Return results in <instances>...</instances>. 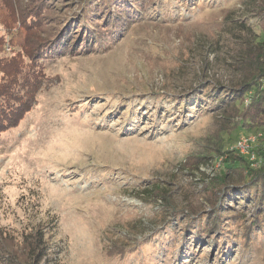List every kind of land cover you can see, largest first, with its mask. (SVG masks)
I'll list each match as a JSON object with an SVG mask.
<instances>
[{
    "label": "rangeland",
    "instance_id": "rangeland-1",
    "mask_svg": "<svg viewBox=\"0 0 264 264\" xmlns=\"http://www.w3.org/2000/svg\"><path fill=\"white\" fill-rule=\"evenodd\" d=\"M155 1L90 50L77 35L66 42V55L45 64L33 108L0 135V255L39 230L46 246L39 264H264L261 229L244 239L246 231L226 221L227 239L193 241L196 225L186 224L195 215L185 214L209 212L205 190L220 166L217 151L259 135L251 151L264 160V130L237 129L230 117L184 102L201 85L228 87L236 46L229 30L246 24L264 40L256 0ZM79 3L51 0L56 9L40 15L41 31L62 5L67 19L80 15ZM0 35L18 51L15 30L0 27ZM206 156L211 163L196 168ZM170 205L182 211L174 222ZM239 207L230 203L224 220ZM217 238L225 244L213 246Z\"/></svg>",
    "mask_w": 264,
    "mask_h": 264
},
{
    "label": "trees",
    "instance_id": "trees-1",
    "mask_svg": "<svg viewBox=\"0 0 264 264\" xmlns=\"http://www.w3.org/2000/svg\"><path fill=\"white\" fill-rule=\"evenodd\" d=\"M49 1L51 2L0 0V27L8 35L15 30L21 38L18 51L11 50L6 55L3 54L5 36L0 35V135L16 128L33 108L37 96L47 82L44 66L66 55V42L71 44V40L77 35V41L80 40L82 46L90 50L92 44L101 43L103 39H112L114 33H122L127 22L134 19V16L144 15L146 6L156 2L82 0L77 6L81 13L74 19H67V15H70L68 8L60 12L62 5L57 10V15L47 21L49 29L43 33L41 30L44 24L40 22V15L51 8L56 9L55 5L50 7ZM162 1L167 0H157V4ZM176 2L184 4L182 0ZM255 3L257 6L253 10L257 12L258 23L261 25V22L264 23V0H256ZM63 21L67 22L65 27H61ZM79 23L80 26H77ZM235 30H229L236 46L230 49L234 77L229 81L228 87L209 84L211 88H208L201 85V93L192 91L184 102L188 104L187 107L198 106L202 112L213 111L230 117L237 129L264 130V40L260 41L257 36H253L250 26L246 24L239 23ZM262 31L264 36V29ZM181 107L185 106L181 104ZM216 156L220 158V166L213 171L219 173L210 179L208 189L205 190V194L209 195V212L185 211L186 215H195L186 224L187 230L196 225L198 234L192 240L212 234L227 239L226 235L230 232L222 233L221 230V226L227 225L226 221H232L229 223L232 229L246 231L244 239L249 238L248 233L254 228L264 232V160L259 168L253 169L233 150L217 151ZM211 160L213 158L209 156L197 158L196 168L211 163ZM155 188L162 192L158 186ZM230 203L238 204L241 214L232 220H224L222 211L228 209ZM168 209L173 216L172 222L176 221L177 214H182V211L172 205ZM244 209L247 211L244 212ZM249 212L250 226L246 228L244 220ZM22 237L23 246L12 244L9 249L3 250L0 257L5 260V264H39L44 258L46 246L41 231L29 232ZM218 238L214 239L213 246L225 244L223 242L219 245L221 242Z\"/></svg>",
    "mask_w": 264,
    "mask_h": 264
},
{
    "label": "built area",
    "instance_id": "built-area-1",
    "mask_svg": "<svg viewBox=\"0 0 264 264\" xmlns=\"http://www.w3.org/2000/svg\"><path fill=\"white\" fill-rule=\"evenodd\" d=\"M7 52L11 51L10 47L7 45L4 46ZM260 138L259 135L247 134L239 137L233 147L232 150L245 156L247 158V163L250 168L256 169L261 166V162H258V159L255 158V155L251 151V147L256 143V141Z\"/></svg>",
    "mask_w": 264,
    "mask_h": 264
}]
</instances>
